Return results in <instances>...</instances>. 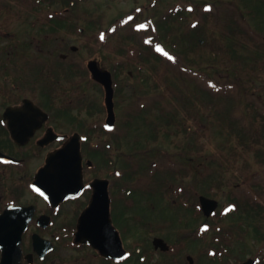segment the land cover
I'll return each instance as SVG.
<instances>
[{"label": "flooded vegetation", "instance_id": "1", "mask_svg": "<svg viewBox=\"0 0 264 264\" xmlns=\"http://www.w3.org/2000/svg\"><path fill=\"white\" fill-rule=\"evenodd\" d=\"M6 2L0 0V264H9L12 253L11 264H62L59 256L72 246L93 249L74 239L98 179L108 181L113 223L130 255L124 263L131 258L138 264H231L232 260L242 264L250 258L254 264H264L260 257L233 259L246 250L242 218L215 228V214L203 213L194 184L175 190L177 177L171 174L166 184H155L164 182L159 168L144 172L148 183H139L141 170L135 160L164 158L150 146L168 120L160 104L162 92L148 94L145 103L142 94H133V103L131 93L120 100L119 62L109 69L98 57L72 56L78 47L66 41L52 45L60 37L54 33L75 26L69 9L22 8ZM46 11H51L50 18L40 22L39 13ZM52 20L58 23L51 24ZM43 34L50 50L40 48ZM93 59L112 73L113 124L108 122L105 87L89 69ZM119 110L125 112L121 122ZM75 140L80 144L81 170L78 155L63 156L68 165L63 182L68 192H74L60 198L56 174L65 160L58 162L55 154ZM139 144H147V149L137 151ZM197 167L193 160L192 174L198 173ZM19 237L20 254L15 251ZM157 238L169 249L164 250L163 244L157 247Z\"/></svg>", "mask_w": 264, "mask_h": 264}, {"label": "rangeland", "instance_id": "2", "mask_svg": "<svg viewBox=\"0 0 264 264\" xmlns=\"http://www.w3.org/2000/svg\"><path fill=\"white\" fill-rule=\"evenodd\" d=\"M69 1L76 3L73 10L60 2L46 8L59 9L60 12L69 9L75 21V26L70 30L54 33L60 37L52 45L66 41L68 45L78 47L77 51L71 52L72 56L81 59L98 57L109 69H115L119 62L120 100L121 95L131 93V103H133L135 99L133 94H142L144 96L141 101L145 103L148 101V94L162 92L160 104L166 110L165 115L168 120L167 124L157 131L158 138L153 139L150 146L158 149L159 155L167 149L170 151V162L165 165L172 168L173 172L163 171L164 178L169 180L171 176H168V173L177 177L174 183L175 190L181 186L188 187L194 184L195 190H198L201 195L203 189L212 188L215 194L210 197L219 201V208L215 213L217 220L215 228L223 229V225L235 220V212L240 211L242 216L241 232L242 243L244 242L246 249L243 251L245 255L237 254L233 256V259L239 256L244 259L248 256L264 258V239H257L253 228V223H261L264 230V210L260 214L252 213L250 206L245 207V204H241L242 207L235 202L237 210L228 212L232 210L228 205L232 202H229V197L232 199L235 196L238 200H244L248 195L250 199L264 203V166L261 167L256 157L246 154L238 146V141L243 140L239 134H241L240 130H243L244 122L237 118L243 115L246 119L247 117L251 119L254 114L259 115V112L264 114V69H260L259 74L249 79L251 80L249 87H244L246 80L237 82L235 76L240 77L239 73L230 75L222 65H220L221 73L214 72L213 68H209L206 72L200 71L197 66H193L194 70L190 73L188 70L181 69L182 67L187 69L189 63L184 64L183 61L179 64L170 63L163 58H156L155 54L157 51L166 56L164 54H167L168 46L165 44L169 36L167 29L161 25L165 24L162 19L179 9L183 10L181 11L184 17V23L182 25L178 23L176 26L179 33L188 35L190 31L198 37L200 35L199 38L203 40V43L212 46H228L229 42L225 41L221 34L232 27L237 28L239 23L234 24L226 19L225 11L237 13L238 7L246 16V20L240 19L239 25L242 30L254 32V36L260 34L261 29L258 25L264 21V7L259 10V0ZM6 3L11 6H13L12 3H16L22 8H37L34 6V0H7ZM208 6H211L210 9ZM206 10H210L213 14H220L216 30L213 28L214 21L208 20ZM50 14L51 11L39 13L40 22L50 18ZM80 27L86 29L83 28L80 33L78 31ZM63 35L65 38L62 37ZM45 40V35H41L40 48L50 50L52 45L46 44ZM68 50H70L69 47ZM41 54L46 53L41 52ZM179 77L186 79V82ZM200 82L207 87V91L199 89ZM123 89L125 90L122 92ZM119 112V122H121L125 112L123 110ZM155 112L158 111L155 110ZM119 125L123 126L122 123ZM222 128L224 133L221 132ZM229 132L233 134L235 143L224 145L223 138ZM156 142L159 144H155ZM146 146L147 144H139L137 151L146 150ZM191 157L195 166H198V173L192 174L193 171L191 172L189 168L192 167L188 160ZM153 159L136 160L142 166L154 163L161 167V159L158 157ZM230 180L234 182L230 184ZM222 181L223 186L220 188L217 182ZM155 184L162 186L165 183L160 180ZM213 234L215 232H212L211 236ZM127 244L131 246L129 241ZM59 257L62 258V264H115L108 263L97 251L88 247L72 246L68 254L62 252ZM152 258L158 259V257ZM129 260L123 264H138ZM248 260L249 258L244 262ZM231 264H236V261L232 260Z\"/></svg>", "mask_w": 264, "mask_h": 264}, {"label": "trees", "instance_id": "3", "mask_svg": "<svg viewBox=\"0 0 264 264\" xmlns=\"http://www.w3.org/2000/svg\"><path fill=\"white\" fill-rule=\"evenodd\" d=\"M194 1V0H193ZM60 2L67 7L74 8L76 3H72L69 0H34V6L37 8H47L51 7L52 5ZM260 2L258 5L259 10L264 7V0H259ZM231 3V2H230ZM233 5V3H232ZM230 9V8H229ZM182 9L176 10V12L169 13L166 18H163L165 24H161L163 28L165 27L168 32V42L166 45L168 46L167 54L165 57L163 53L156 54V58H163L166 61L173 63L176 62L177 64L180 61L183 63H189L188 66L185 68H181L183 71L188 70L190 73L193 72V66H197L200 71H208L209 68H213L214 72L221 73L220 65L224 66L227 71H229L230 75H235L239 73L240 77L235 76L237 78V82L241 81L242 79L246 80V85L244 87H249L251 84L249 83L251 78L255 77L256 74H259L260 69H264V21L258 25L261 29L260 34L254 36V32L244 31L240 24V19L246 20V16L243 12L240 11L238 7V12L234 13L233 11H225L226 12V19L230 20L234 24H237L238 27H232L230 30H225L221 37L228 41V46H212L208 43H203V40L196 36V34H192L189 31L188 35L180 34L176 28L178 23L182 25L183 21V10ZM181 11V12H179ZM186 11V10H185ZM206 14L208 15L209 21H214L213 27L214 30L216 25L219 22L220 14L219 13H211L210 10H206ZM232 20V21H231ZM236 20H238L236 22ZM63 22V21H62ZM72 25H74L75 21L72 20ZM229 22L230 25H232ZM51 24L58 23L57 21H50ZM228 26V25H227ZM157 30V25H155ZM48 30L47 32H50ZM256 34V33H255ZM167 40V39H166ZM216 40H218L216 38ZM216 43V41H215ZM214 43V44H215ZM149 56V54H148ZM175 57V59H173ZM202 74V73H201ZM181 80L186 82V79L179 77ZM207 78V77H203ZM199 89H203L207 91V87L201 82L199 83ZM264 114L259 112V115L254 114L253 118L246 119L245 116L237 117L239 121L244 122L242 125L243 130H240L239 134L243 140L238 141V146L244 150L246 154L256 157V161L259 162L261 167L264 166ZM262 126V127H260ZM221 132L224 133V129H221ZM223 143L225 144H233L235 143V138L231 132L227 133L223 138ZM204 148V146H203ZM232 149V148H231ZM235 150V148H234ZM163 151V149H162ZM165 157L161 159V161H168L170 158L166 157L170 154V151L167 150L164 152ZM192 157L190 158V164L192 165ZM139 169V168H138ZM145 168L141 167L142 172L150 173V170L153 169L152 166L148 165ZM140 170V169H139ZM140 173V172H139ZM222 173V172H220ZM235 175V174H234ZM223 176V173L222 175ZM160 181V180H159ZM234 181L230 180V184ZM139 183H142L139 180ZM222 182H217V185L221 188ZM225 184V182H224ZM264 184V183H263ZM262 184V185H263ZM264 187V186H263ZM203 193L208 194L209 196H213L215 193L211 192L209 189H203ZM232 203L237 202L238 205L242 206L241 204H245V207L250 206L252 209L256 211V214H260V211L264 210V203L258 200H252L248 197L244 200H238L235 196L231 199ZM254 211V212H255ZM257 237L262 238V235L259 234V230L257 228Z\"/></svg>", "mask_w": 264, "mask_h": 264}, {"label": "water", "instance_id": "4", "mask_svg": "<svg viewBox=\"0 0 264 264\" xmlns=\"http://www.w3.org/2000/svg\"><path fill=\"white\" fill-rule=\"evenodd\" d=\"M89 69L92 72L93 78L101 82L105 86L108 122L113 124L115 121V111L113 100L114 87L111 72L107 69H101L98 66V62L96 60H91L89 62ZM69 152L78 155V164H80L81 156L79 142H77L76 140L72 141L63 149L58 150V152L55 154V159L58 160V162L65 160V164L58 165L56 174V177H58V180L56 181V193L60 198H62L65 193L70 194L74 192H68L69 188L66 187L63 182L64 171H66V167H68V165L66 166L67 160L63 156H65ZM51 159H53V156L51 157ZM79 170H81V164L79 166ZM79 178L82 187V175H80ZM94 187L95 193L93 199L89 206L83 211L79 219L78 228L75 234V242L93 246L100 252L102 256L106 258L122 260L127 257L128 252L124 248L119 231L113 225V221L111 218L108 181L98 179L94 183ZM200 202L202 205V209L206 215H210L211 213H213L217 209L219 204L217 200L208 198L206 196H201ZM154 242L157 247L160 246L159 244H163V249H168L167 243L162 239L157 238ZM16 250L20 254V237L19 241L16 242L15 251ZM8 257H10L9 264L13 263L11 260L12 258H15L14 254H9ZM250 263H252L251 260L243 264Z\"/></svg>", "mask_w": 264, "mask_h": 264}, {"label": "snow or ice", "instance_id": "5", "mask_svg": "<svg viewBox=\"0 0 264 264\" xmlns=\"http://www.w3.org/2000/svg\"><path fill=\"white\" fill-rule=\"evenodd\" d=\"M208 7H209V9H210L211 6H208ZM141 27H143V25H141ZM102 38H103V37H102ZM161 50H162V49H161ZM173 59H175V57H173ZM34 187H35V186H34ZM36 190H37V191H40L39 188H37ZM233 207H234V206H233Z\"/></svg>", "mask_w": 264, "mask_h": 264}]
</instances>
